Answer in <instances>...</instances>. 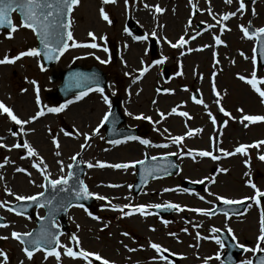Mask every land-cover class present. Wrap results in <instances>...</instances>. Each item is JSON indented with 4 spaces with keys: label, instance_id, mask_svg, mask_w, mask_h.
<instances>
[{
    "label": "rangeland",
    "instance_id": "obj_1",
    "mask_svg": "<svg viewBox=\"0 0 264 264\" xmlns=\"http://www.w3.org/2000/svg\"><path fill=\"white\" fill-rule=\"evenodd\" d=\"M241 2L244 3L243 0H231L230 3L226 0H109L108 3L79 0L71 11L73 39L69 40L68 49L53 67H43L40 55L0 64L2 103L12 109L18 119L29 121L18 125L0 109V143H3L0 146V201L5 203L0 206V215L6 219L0 225V251L7 257H0V264H103L104 260L109 264H221L217 256L224 252V245L216 243L218 234L212 231L213 228L231 229L247 248L238 264L252 263L255 252L260 250L248 249L264 248V241L258 239L264 201L256 197V189L264 191V159H261L264 144L257 145L258 141H264V121L250 122L242 118L264 116V98L240 76L251 79L255 71L257 86L264 91V83L259 82L264 80V67L252 55L251 42H247L238 28L242 26L246 8L256 7L264 12V0L256 5L244 3L242 9ZM149 4L151 9L147 10L145 5ZM157 6L162 11L157 12ZM102 8L109 18L107 21L101 14ZM195 8L199 9L197 16L193 14ZM234 11L238 16L235 26L231 25L229 33L219 34L223 15ZM129 17L141 26L140 33L126 27ZM160 19L164 21L163 25H158ZM13 21L16 31H0V59L5 56L11 59L37 45L36 34L32 29L20 27L22 22L15 12ZM198 21L210 29L197 34ZM256 22L264 24V16ZM153 36L158 40V47L151 52L149 39ZM217 36L218 46L215 44ZM92 43L98 47L92 48ZM128 43L139 48L138 53L134 52L135 60L129 65ZM75 64L101 68L108 76L109 87L103 93L93 88L84 95L56 102L51 95L59 82L51 81V72ZM166 66L171 70L167 81L162 77ZM144 68L147 71L142 72ZM194 90L201 93L199 100L193 99ZM103 96L108 97V103ZM115 96L122 98V110L128 124L140 130L143 126L139 140L125 138L115 144L105 140L103 117L110 111ZM62 105L66 107L60 112L46 111L35 119L37 122L31 119L41 109ZM77 106H81L79 120L72 113L77 111ZM221 107L224 112L220 111ZM139 116L150 119H137ZM12 127H16L18 133H12ZM177 136L183 137L179 143L172 139ZM143 139L151 144H142L140 140ZM25 142L34 149V155H28L23 147ZM16 144L21 147H14ZM240 145L248 147L243 153H236L235 149ZM202 151L211 152L217 159L201 156ZM166 153L178 157L182 171L169 178L152 180L140 193L134 194L135 162L146 155ZM187 155L191 159L188 160ZM73 156L79 157L86 166L84 180L90 192H95L103 175V167L97 165L127 163L134 166L127 169L111 167L115 174L108 175V178L119 186L117 197L101 200L97 196L102 195L94 193L92 207L70 209L69 231L54 250L59 253V259L42 250L32 252L29 258L20 240L12 233L29 232L36 226L37 217L44 216L45 211L35 208L33 216L19 215L11 211L10 204L19 201L17 196L42 193L46 177L54 180L66 176ZM89 163L94 167L89 168ZM14 171H17L16 176ZM183 178L202 182L205 189L188 194L179 186ZM7 183H15L17 187L8 199L4 197ZM219 197L249 201V208L239 216H209L192 211L209 210L223 200ZM166 202L181 207L166 217L156 215L153 207H148L145 209L147 214L141 216L147 222L141 221L139 225L135 218H126L125 209L123 212L119 210L124 204L159 205ZM113 206L117 207L114 209ZM73 235L79 240V243L75 241V248L71 239ZM152 243L176 252L181 260H168L164 251L157 252L151 247ZM67 249L77 255L69 256ZM82 252L98 254L101 259L97 260L95 255L85 258Z\"/></svg>",
    "mask_w": 264,
    "mask_h": 264
},
{
    "label": "water",
    "instance_id": "obj_2",
    "mask_svg": "<svg viewBox=\"0 0 264 264\" xmlns=\"http://www.w3.org/2000/svg\"><path fill=\"white\" fill-rule=\"evenodd\" d=\"M49 2L55 4L56 0H49ZM18 12L20 13L23 20L21 12L19 10ZM69 14L70 11L65 8L62 17L64 27L61 30L64 32V40L66 43L68 42L67 33L70 30ZM8 15L11 19V12H9ZM128 26L135 31L139 30L136 22L132 19L129 20ZM2 28L10 29L11 27L6 25ZM51 42L55 46L54 37L51 39ZM155 48L156 41L155 39H152L151 49L155 50ZM38 50L43 54L44 63L48 66L54 64L61 55V53L59 52H53L51 53L53 58L49 59L48 55H46L48 50L44 47V44L42 43L40 38ZM259 53L262 58V64L264 65V38H262L261 40ZM168 76L169 69L166 68L164 77L167 79ZM58 78H61L62 80V83L57 88V93L55 94V97L59 101L64 100L70 94L86 91L93 86H99L102 88L107 87V78L105 74L97 67L85 69L83 67L76 66L71 67L70 69H67L65 71H61L59 74H55L53 72L52 79L57 80ZM194 96L195 98H199V93L196 92ZM120 106L121 100L114 99L113 108L108 115L107 121L105 122L108 139H117L124 136L137 134V130H133L131 128H128L127 126L125 128L118 129L121 124L126 123L125 117L121 113ZM137 166L139 167V172L137 175L138 180L134 185V189L136 192L139 191L145 184H147V182L151 178L172 174L176 172L178 168L174 158L171 156L158 157L155 159L147 157L146 160L138 163ZM84 172L85 167L82 166L79 158H77L71 167L70 173H72V175L67 178V184H60L53 187L51 181L47 180L46 191L43 195L36 197L35 200H30L28 202H19L12 206V209L18 213L30 214L32 208L36 205L44 206L47 210V216L45 218L39 219V226L34 229L30 233V235H21V240L24 242L25 246L28 249L34 250L38 247H43L49 250L53 249L59 240V236L67 229L66 215L69 207L72 204L90 206L93 203L94 199L92 196L85 197L83 195V192L80 191L83 186H86L83 180ZM193 187H197V185H193ZM78 191H80L79 196L77 195ZM262 197L264 199V195H262ZM228 207H230V205L224 204L219 206L217 210L240 213L244 209V207L242 206H237L235 209H229ZM217 210H213L211 214H214L215 212H217ZM57 218H59L61 221V227L57 226L55 223ZM4 221L5 220L0 217V223ZM47 234H51V236L49 237ZM221 235L227 243L231 242L227 234L221 232ZM36 241H39V244H36ZM230 247H233L232 243L230 244ZM238 251L242 250H229L224 257L225 261L227 263L235 262L236 259L234 257V254ZM261 257H264V252L257 254L254 264H259Z\"/></svg>",
    "mask_w": 264,
    "mask_h": 264
},
{
    "label": "snow or ice",
    "instance_id": "obj_3",
    "mask_svg": "<svg viewBox=\"0 0 264 264\" xmlns=\"http://www.w3.org/2000/svg\"><path fill=\"white\" fill-rule=\"evenodd\" d=\"M79 0H56V3H50L49 0H0V28L4 27V26H10L12 28V31H16L17 30V26L13 25L12 20L9 18L8 13L12 12V11H16L19 10L23 16V21L22 24L20 25V27H27L29 29H32L34 32H36L37 36L41 39L42 43L44 44V47L48 50V52L46 53V55H48V58L51 59L53 58V56L51 55V53L53 52H59V53H63L64 51H66L69 47V44L65 42L64 40V32L61 30L64 25L62 22V17L64 14V10L65 8H67L68 11L72 10V7L76 4H78ZM103 3H108L109 0H102ZM226 2L230 3L231 0H226ZM147 6V5H146ZM245 5L243 2L240 3V8H244ZM156 11L160 12L162 11V9H160L158 6L156 7ZM55 13V15H54ZM101 14L103 16V19H105L106 21L109 20L108 16L106 13H104L103 8L101 9ZM230 15H235V13H231ZM225 20L228 19V15H225L223 17ZM110 22V21H109ZM243 28V26H242ZM259 33H264V28H260L257 30ZM243 32L244 35L247 36L249 34L248 29L243 28ZM90 36H93L92 33H89ZM153 35H155V33H153ZM55 38V46L53 45V43L51 42L52 38ZM93 38L95 39V37L93 36ZM144 39H146L147 37H143ZM67 39L68 40H72L73 36L72 33L69 31L67 33ZM137 39H141V37H137ZM217 42L219 43V38L217 37ZM181 40H183V38H181ZM76 46V45H73ZM92 48H96L98 47L97 44L92 43L90 45ZM176 45H173V47H175ZM40 52L38 49L36 48H32L26 52H20L18 56L13 57L11 59H9L8 56H5L3 59H0V64H4V63H14L16 59H20L21 57L24 56H39ZM97 59H99V57H97ZM101 63H107V61H101ZM157 63H159V61H157ZM143 71H147V68H144L142 70ZM252 78L251 79H247V77L245 76H240L241 80H247V82L249 84L252 85V87L255 89V91L257 93H259V95L261 96V98H264V91L261 90V88H259L257 86V79H256V72L253 71L251 74ZM139 78V77H138ZM261 83H264V80L259 81ZM97 91L103 93L104 89L97 87L96 89ZM39 89L37 88V93H38ZM86 94V93H84ZM82 94V95H84ZM81 97H77V99H80ZM103 99L105 101V103H108V97L107 96H103ZM37 100H39V96L37 95ZM201 102L202 101H198ZM68 103H72V101H68ZM64 107H66V105H62L60 107L57 108H48L47 111L48 112H60ZM0 109H2V111L4 113H7L8 116L15 121L16 124H27L29 121L24 120L21 121L20 119H18L12 112V109L6 107L2 102H0ZM175 111V109L173 110ZM221 112H224L225 110L223 109V107L220 108ZM242 111V110H241ZM181 115L187 116V113H180ZM226 115H229L228 113H225ZM44 115V111L43 109H41L36 116H33L31 119L35 120L38 118V116ZM161 115L163 116V113H161ZM137 119L143 118V119H150V117H143V116H139L136 117ZM108 119V115L106 114L103 117L104 121H107ZM243 120H247V121H264V116H243L242 118ZM213 122H215V119L213 118ZM98 131V129H97ZM66 135L68 133H65ZM188 135H191V133H188ZM90 138V137H89ZM127 139L129 140H139V137H135V136H129L127 137ZM173 142L175 143H179L183 137L177 136V137H173ZM140 142L144 145H149L151 144V141L147 140V139H143L140 140ZM112 143H119V141H112ZM259 144H264V141H258L257 145ZM59 146L58 141H57V147ZM157 147H160V145H156ZM166 146V145H164ZM14 147H21L20 144H16L14 145ZM24 148L27 149L28 151V155L32 156L34 155V149H32L30 147V145H28L27 142H25V144L23 145ZM83 147V146H82ZM248 146L246 145H240L239 147H237L235 149L236 153H243L245 151V149ZM201 156H205V157H211L213 160L217 159L216 156H214L211 152L208 151H202L199 153ZM228 155H232L234 153H227ZM76 157L73 156L72 159H75ZM153 159H155V157H153ZM261 159H264V157H261ZM36 166V165H34ZM97 166L100 167H104V164H99ZM110 167L116 168V169H127L128 167L134 166L133 164H127V163H118V164H114V165H109ZM89 168L94 167L93 164L89 163L88 164ZM43 170V169H41ZM18 171H24L23 169H18ZM61 171H63V164L61 162ZM72 175V173H68V176L70 177ZM247 175V174H246ZM68 183V179L64 176L61 175V177L59 179H54L51 180V184L53 187L60 185V184H67ZM253 188H255V185L252 184L251 185ZM83 192V195L85 197L87 196H91L93 195V193H90L87 189L86 186H83L82 189L80 190ZM80 191L77 192V195H80ZM167 191V189H166ZM39 195H43V193H40ZM264 195V193H262L259 189H256V197H260ZM98 199L104 200L106 199V197L103 196H97ZM201 199H204L203 197H200ZM16 199L18 200H24V199H29V200H35L36 196H29V197H24V196H17ZM219 199H223L225 203H235L236 201H231L228 199H225L224 197H219ZM257 203L259 204V199H257ZM0 206H5V203L3 201H0ZM81 207H83V205H81ZM117 206H113V208L115 209ZM127 207V206H125ZM148 207H167V208H171V209H180V205H176V204H168L166 206H162V205H139L137 210L140 211L142 214H147L145 213V209ZM120 211L123 212V208L119 209ZM192 211H196V212H200L202 214L207 215L208 214V210L206 209H192ZM132 213L129 212H124L125 216L131 215ZM89 216L92 215V213H88ZM94 219H99V217H93ZM184 231H187V229H184ZM213 232L218 231L217 229L213 228L212 229ZM229 231H231V229H229ZM24 235H30V234H24ZM49 237L51 236V234H47ZM124 235H128L127 233H125ZM170 235H174V234H170ZM12 236L15 237L16 239H21V234L13 232ZM215 238V237H214ZM72 240L77 241L78 242V238L73 235L71 237ZM216 239V243L220 244L221 246H223V243L220 239L215 238ZM258 239L260 241H264V213H262L261 215V219H260V235L258 237ZM36 244H39V241L35 242ZM151 247L153 249H155L157 252H162V251H168L167 249H162L161 245L156 244V243H152ZM241 248H244V245H240ZM134 250V249H133ZM250 251H256V250H260V251H264V249H260L259 246H257L256 249H248ZM24 251L27 253L28 257L31 258L32 256V252L29 251L27 248L24 249ZM49 255H55L57 259H59V253L57 252H49ZM67 254L69 256H76L77 253L72 252L71 249H67ZM85 258L90 257L95 255L97 260H100L101 257L98 254H94V253H89V252H82L81 253ZM0 257H4V259H7L6 254L3 253L2 251H0ZM163 259H166L165 257H161ZM217 259H219V256H217ZM103 264H109V262L107 260L103 261ZM205 264H207V262H205ZM247 264H251V262H247ZM259 264H264V257L260 258Z\"/></svg>",
    "mask_w": 264,
    "mask_h": 264
},
{
    "label": "bare ground",
    "instance_id": "obj_4",
    "mask_svg": "<svg viewBox=\"0 0 264 264\" xmlns=\"http://www.w3.org/2000/svg\"><path fill=\"white\" fill-rule=\"evenodd\" d=\"M145 7L148 9H151V6L150 4L149 5H145ZM158 21V25H163L164 24V21H162V19L160 20H157ZM191 39V37L189 38ZM190 41L188 40V43ZM139 48L134 45L133 43H128V48H127V55H128V65L131 63V61L133 62L135 60V56L134 55V52L136 51V53H138V50ZM137 82V81H136ZM0 102H3V99L0 97ZM81 106H77V111H72V113H74V115L76 116V118H78V120L80 119V117L78 115H80V113L78 112V109L80 108ZM30 118V117H29ZM83 120H85V118H82ZM37 122V120H35ZM33 122V121H32ZM30 122V123H32ZM3 143L1 142L0 143V146H2ZM110 165V164H109ZM108 164L105 165L103 167V175L102 177L99 179V181L97 182V185H96V188L94 189L95 192H92L93 194L96 193V194H100L104 197H106V199H108L109 197H117L118 194H117V187H119L117 184L113 183L108 177L111 176V174H115L114 170H112V168L109 166ZM17 174V171L15 172L14 171V176H16ZM109 175V176H108ZM15 183H7L6 184V187L8 188L7 191L5 192L4 194V197L6 199H8L10 197V195H12V192L16 191L17 187L14 186ZM16 187V188H15ZM118 205V204H116ZM127 206V207H125ZM139 205H127V204H124L122 206L123 209H125V212H129V213H132L131 215H128L126 216V218H130V219H134L135 218V222H138V225L141 224V221L143 223H146V218H141L142 215H145V214H142L140 211L137 210ZM106 207V206H105ZM21 227V225H20Z\"/></svg>",
    "mask_w": 264,
    "mask_h": 264
},
{
    "label": "flooded vegetation",
    "instance_id": "obj_5",
    "mask_svg": "<svg viewBox=\"0 0 264 264\" xmlns=\"http://www.w3.org/2000/svg\"><path fill=\"white\" fill-rule=\"evenodd\" d=\"M264 12L263 11H258V12H253L247 19L248 22L252 23L256 28H261L264 26V24H257L256 20L261 17L263 18Z\"/></svg>",
    "mask_w": 264,
    "mask_h": 264
}]
</instances>
